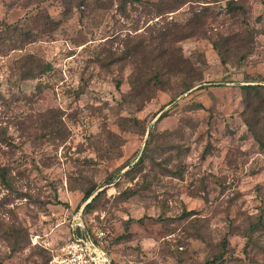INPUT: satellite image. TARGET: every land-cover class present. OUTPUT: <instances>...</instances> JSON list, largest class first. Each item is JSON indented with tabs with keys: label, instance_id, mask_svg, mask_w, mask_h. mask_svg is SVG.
I'll return each instance as SVG.
<instances>
[{
	"label": "rangeland",
	"instance_id": "obj_1",
	"mask_svg": "<svg viewBox=\"0 0 264 264\" xmlns=\"http://www.w3.org/2000/svg\"><path fill=\"white\" fill-rule=\"evenodd\" d=\"M229 1L0 0V264H51L88 191L118 264H264V0Z\"/></svg>",
	"mask_w": 264,
	"mask_h": 264
},
{
	"label": "built area",
	"instance_id": "obj_2",
	"mask_svg": "<svg viewBox=\"0 0 264 264\" xmlns=\"http://www.w3.org/2000/svg\"><path fill=\"white\" fill-rule=\"evenodd\" d=\"M83 209L81 208L67 220L71 235L53 251L50 263L118 264L106 246L108 232L100 220L88 219ZM103 217L104 215L101 216Z\"/></svg>",
	"mask_w": 264,
	"mask_h": 264
},
{
	"label": "trees",
	"instance_id": "obj_3",
	"mask_svg": "<svg viewBox=\"0 0 264 264\" xmlns=\"http://www.w3.org/2000/svg\"><path fill=\"white\" fill-rule=\"evenodd\" d=\"M233 3H234V0H230L227 4L228 8L235 9V6L233 5ZM185 37L187 36L185 35ZM186 61L187 60H183V63L179 64V66L181 65L182 67H184L182 71L183 70L189 71V68H186L185 66ZM189 87L190 86L188 85L187 89ZM242 89L244 91L243 98H244V103H245V110L246 112L248 111L247 112L248 115L245 116L246 124L248 125L249 129L253 133L260 147L264 149V85L259 84V83H248L246 85H243ZM163 115L164 113L160 115V118ZM93 193L94 191H88L84 195L85 201H87L89 198H91L94 195L83 209L85 215H86V208L91 206L92 202L95 201L100 191L97 192V194H93ZM52 255H51V258H52ZM205 264H211V262L210 263L206 262Z\"/></svg>",
	"mask_w": 264,
	"mask_h": 264
},
{
	"label": "water",
	"instance_id": "obj_4",
	"mask_svg": "<svg viewBox=\"0 0 264 264\" xmlns=\"http://www.w3.org/2000/svg\"><path fill=\"white\" fill-rule=\"evenodd\" d=\"M93 196H94V195H93ZM93 196H92V197H93ZM92 197H91V199H92Z\"/></svg>",
	"mask_w": 264,
	"mask_h": 264
},
{
	"label": "crops",
	"instance_id": "obj_5",
	"mask_svg": "<svg viewBox=\"0 0 264 264\" xmlns=\"http://www.w3.org/2000/svg\"><path fill=\"white\" fill-rule=\"evenodd\" d=\"M82 208H84V207H82Z\"/></svg>",
	"mask_w": 264,
	"mask_h": 264
}]
</instances>
